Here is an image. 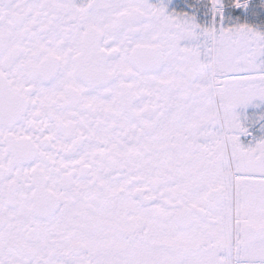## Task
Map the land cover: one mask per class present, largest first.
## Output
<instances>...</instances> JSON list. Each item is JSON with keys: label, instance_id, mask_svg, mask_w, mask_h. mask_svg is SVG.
Returning a JSON list of instances; mask_svg holds the SVG:
<instances>
[{"label": "snow or ice", "instance_id": "1", "mask_svg": "<svg viewBox=\"0 0 264 264\" xmlns=\"http://www.w3.org/2000/svg\"><path fill=\"white\" fill-rule=\"evenodd\" d=\"M0 264H264V0H0Z\"/></svg>", "mask_w": 264, "mask_h": 264}]
</instances>
